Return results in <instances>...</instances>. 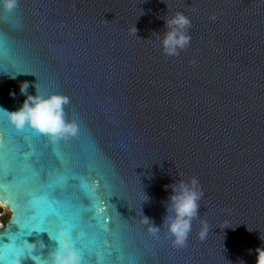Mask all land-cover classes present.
Instances as JSON below:
<instances>
[{
	"label": "water",
	"instance_id": "95a60500",
	"mask_svg": "<svg viewBox=\"0 0 264 264\" xmlns=\"http://www.w3.org/2000/svg\"><path fill=\"white\" fill-rule=\"evenodd\" d=\"M177 12L190 19L191 40L169 56L164 20ZM25 81L31 95L67 97L65 120L79 132L52 143L0 112V203L12 211L0 264L26 240L50 259L57 242L35 229L65 209L83 264H257L264 0H19L11 13L0 7V107L21 106ZM192 177L203 197L177 248L144 216L162 225L165 186Z\"/></svg>",
	"mask_w": 264,
	"mask_h": 264
},
{
	"label": "clouds",
	"instance_id": "9594fccd",
	"mask_svg": "<svg viewBox=\"0 0 264 264\" xmlns=\"http://www.w3.org/2000/svg\"><path fill=\"white\" fill-rule=\"evenodd\" d=\"M19 0H0V7L6 12H13L18 7ZM167 31L161 40V47L166 55H178L190 43L191 37L188 35V28L191 26L190 19L182 12H177L171 18L164 20ZM15 79L16 76H9ZM29 82L25 81L20 85V94L26 99L15 111H8L0 107V112L7 114L10 123L17 129L23 130L30 127L39 133L48 136L53 143L60 140H68L78 135L79 129L75 121L65 120L64 105L68 98L60 94L42 95L36 86V94L28 93ZM10 96L15 98L16 93L10 92ZM171 189V194L166 202V215L163 223L157 226L149 217L144 216V223L149 225V231L156 235L161 228H166L167 236L171 239L174 247L185 246L189 233L192 230V222L199 215V201L203 197V191L199 186V180L192 177L190 181H176L165 186ZM0 228L11 222L12 211L4 204H0ZM5 216L7 219H5ZM208 232L207 222H202L200 238L204 239ZM57 246L48 253L50 259H38L35 254L37 242L26 240L20 247L12 250L13 259L11 264H24L26 259H30L33 264H83L81 252L67 239L55 240ZM44 244H41V250ZM257 264H264V249L258 248Z\"/></svg>",
	"mask_w": 264,
	"mask_h": 264
},
{
	"label": "snow or ice",
	"instance_id": "6c2138e0",
	"mask_svg": "<svg viewBox=\"0 0 264 264\" xmlns=\"http://www.w3.org/2000/svg\"><path fill=\"white\" fill-rule=\"evenodd\" d=\"M4 159L5 156L3 145L2 141H0V169L5 166ZM72 221L73 216L71 215L69 210L65 209L63 215L58 212L53 213L52 217L48 221V226H37L35 230L47 233L53 240L64 239L65 237H67V239L71 241V239L75 236L73 229L76 227V225ZM56 232H59V235L55 234ZM81 253L86 255V250L84 248H81Z\"/></svg>",
	"mask_w": 264,
	"mask_h": 264
},
{
	"label": "rangeland",
	"instance_id": "374dc122",
	"mask_svg": "<svg viewBox=\"0 0 264 264\" xmlns=\"http://www.w3.org/2000/svg\"><path fill=\"white\" fill-rule=\"evenodd\" d=\"M0 211L2 212V211H3V209H0Z\"/></svg>",
	"mask_w": 264,
	"mask_h": 264
},
{
	"label": "trees",
	"instance_id": "16d2710c",
	"mask_svg": "<svg viewBox=\"0 0 264 264\" xmlns=\"http://www.w3.org/2000/svg\"><path fill=\"white\" fill-rule=\"evenodd\" d=\"M5 219H7V217L5 216Z\"/></svg>",
	"mask_w": 264,
	"mask_h": 264
},
{
	"label": "built area",
	"instance_id": "2783aa9c",
	"mask_svg": "<svg viewBox=\"0 0 264 264\" xmlns=\"http://www.w3.org/2000/svg\"><path fill=\"white\" fill-rule=\"evenodd\" d=\"M1 212V211H0ZM3 228V227H2ZM1 229V228H0Z\"/></svg>",
	"mask_w": 264,
	"mask_h": 264
},
{
	"label": "flooded vegetation",
	"instance_id": "af4514ba",
	"mask_svg": "<svg viewBox=\"0 0 264 264\" xmlns=\"http://www.w3.org/2000/svg\"><path fill=\"white\" fill-rule=\"evenodd\" d=\"M1 204V203H0Z\"/></svg>",
	"mask_w": 264,
	"mask_h": 264
}]
</instances>
